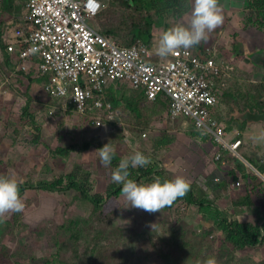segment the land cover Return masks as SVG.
Here are the masks:
<instances>
[{
    "label": "rangeland",
    "instance_id": "374dc122",
    "mask_svg": "<svg viewBox=\"0 0 264 264\" xmlns=\"http://www.w3.org/2000/svg\"><path fill=\"white\" fill-rule=\"evenodd\" d=\"M103 1L106 6L93 19V25L100 30L102 23L116 27L120 41L124 44L130 42L134 8L127 7L124 0ZM179 1L180 13L174 9L175 4L163 3L161 9L156 6L146 11L155 19L152 48L166 25L188 19L190 5L187 0ZM7 2L9 0L0 2L4 13L0 19L3 33L0 35V175H14L23 184H38L42 181L52 183L58 177L76 173L79 179H86L91 191L90 198L100 193L106 199L101 202L103 206L98 208L92 199L73 189L58 191L42 187L24 192L21 194L24 209L8 214L0 221V264H48L49 260L53 264H164L161 256L136 260L138 249L133 247L142 234L134 238L132 233L136 225L133 223L134 218L138 214L123 207L128 202L122 194L109 198L110 185L115 183L110 181L109 169L99 161L95 151L98 148L81 147L86 141H92L93 145L103 141L110 143L122 158L137 151L129 143V135L134 138L132 134L137 135L140 130L133 112L138 103L134 100L137 90L125 84L113 85L118 86L117 90L107 97L113 104V117L105 113L101 125L93 122L90 112L81 114L72 108H64V103L46 91L45 84L38 79L35 70L29 73L31 71L22 68L21 61L18 63L20 47L17 38L10 37L6 21H11L8 27L15 32L22 19H25L28 1L12 0L8 9ZM247 2L219 0L223 23L209 34L207 42L200 43L203 47L213 48L212 54L217 55L216 60L223 67L221 77L230 78L226 89L228 92H225L219 103L217 114L221 125L226 126L229 133H235L236 129L241 133L244 129L243 121L237 116L240 112L259 110V105H264V26L254 23L245 25L249 14L245 8ZM164 11L167 14L165 17L159 14ZM140 13L136 12L133 16L139 17ZM230 13L234 14L230 16ZM237 37H240L239 40ZM5 43L11 45L10 50L13 52L11 59L14 65L11 64V68L7 63ZM239 50H245V55H239ZM253 53H256L255 62L252 60ZM165 59L152 51L148 61L157 63ZM151 104L163 105L162 102ZM154 117L163 122L169 119L172 129L183 125L185 120L190 121L187 117L172 119L169 109L163 114H154ZM133 118L135 123L130 121ZM254 134L257 132L251 135ZM71 145L79 147L69 156L64 157L55 152L58 146ZM139 149L142 153L147 152ZM149 151L156 152L152 149ZM261 151L264 152L262 148ZM259 160L264 161V153L260 154ZM69 181L70 177L66 180L67 185ZM227 206L231 209L234 207L230 203ZM121 207L124 212L117 213ZM219 216L224 217L223 213ZM156 221L150 235L158 246L161 245L162 251L168 252L161 239L170 237L172 224L161 218ZM175 230L178 232L177 228ZM151 248L152 244H148L147 250L143 252L145 256L155 253ZM170 254L173 257L170 258V264H196L197 260L205 259L202 256L184 258L182 250Z\"/></svg>",
    "mask_w": 264,
    "mask_h": 264
},
{
    "label": "built area",
    "instance_id": "2783aa9c",
    "mask_svg": "<svg viewBox=\"0 0 264 264\" xmlns=\"http://www.w3.org/2000/svg\"><path fill=\"white\" fill-rule=\"evenodd\" d=\"M27 1L24 21L15 32L8 27V32L17 38L22 68L35 67L40 75H49L46 91L64 108L81 114L106 109L113 117L106 89L112 83L127 84L142 88L150 101L168 96L171 118H190L218 144L216 160L224 162L223 151L237 153L241 140H226L216 118L221 93L217 78L224 71L212 60V47L202 57L195 49H179L163 61L150 62L153 46L140 40L123 46L93 25L106 6L103 0ZM2 14L0 10V18ZM33 47L39 48L35 54L30 52ZM102 116L95 113L93 122L103 124ZM258 173L264 179V172Z\"/></svg>",
    "mask_w": 264,
    "mask_h": 264
},
{
    "label": "crops",
    "instance_id": "0c3cea01",
    "mask_svg": "<svg viewBox=\"0 0 264 264\" xmlns=\"http://www.w3.org/2000/svg\"><path fill=\"white\" fill-rule=\"evenodd\" d=\"M225 8L228 7L225 6ZM230 14L232 16L234 13ZM116 84L112 83L106 89V98L112 92H116L118 86H113ZM135 90H137V98L134 97V100L138 103L133 112L138 122L137 128L140 130L137 131V135L132 134L134 138L130 137L131 134L129 135L130 145L137 151L140 150L139 148L145 149L147 152L143 154L157 162L159 169L165 170V175L170 178L176 175L184 176L192 185L198 198L195 204H187L188 202L185 201L178 202L182 207L181 217L190 225L184 233L186 239L196 236L195 241L204 240L206 245L214 243L219 246L225 239V234L217 227L220 213H223L230 221L236 219L240 222H250L259 225L262 229L264 225V179L259 175V169L250 160L259 162L261 161L259 160L260 154L264 153L261 151V148L264 150V142L253 143L251 135L255 132L257 134L264 132V120L248 122L241 133L239 129H236L235 133H229L221 128L226 140L232 142L241 140L237 153L222 152L224 159L222 162V159H215L219 151L218 144L209 135L197 129L194 123H191V119L190 121L185 120L183 125L172 129L168 122L169 119L163 122L154 117V114L161 112L162 107L153 106L151 103L156 101L146 98L142 88H135ZM60 103L63 102L60 101ZM134 118L130 119L133 123L136 122ZM178 118L185 119L184 117L172 119ZM144 133L146 136L143 135ZM150 149L156 152L150 153ZM236 162L241 163L242 172L235 179L231 171L236 168ZM253 174L257 176L255 179ZM199 203L205 204L201 207ZM228 203L234 207L231 209L227 206ZM204 230L210 231V235L204 234ZM247 247L249 249H233L235 257L228 264H246L247 262L256 264L255 262L264 261L262 244ZM187 253L189 254L188 251Z\"/></svg>",
    "mask_w": 264,
    "mask_h": 264
},
{
    "label": "trees",
    "instance_id": "16d2710c",
    "mask_svg": "<svg viewBox=\"0 0 264 264\" xmlns=\"http://www.w3.org/2000/svg\"><path fill=\"white\" fill-rule=\"evenodd\" d=\"M8 1V0H7ZM10 5L12 4V0H9ZM9 3L7 2V9L10 6ZM124 3L126 4L127 7L129 8H134L135 12L133 15H135L136 12H141L139 14V17L131 15L133 22L130 26V38L128 41L130 42H125L122 43L120 39L118 38L119 31L116 29V27L110 26H105L103 23L100 25L101 30L99 27H96L100 32H102L104 35L112 37L116 39L120 44H124V46H130L135 43H137L139 40L147 44L149 47H152V41L155 36L154 32V25H155V19H153L152 14L146 13V11H149L150 9H154L156 6H158L160 9L161 3L165 5H172L175 4L174 9H178V13L181 12V7H180V1L179 0H124ZM11 7V6H10ZM246 10H248L249 14L246 16L245 19V25L249 26V24L254 23L258 24L260 27L264 26V0H248V2L245 5ZM7 9H4L5 11ZM0 10L3 11V7H1L0 4ZM104 10V9H103ZM102 10V11H103ZM8 11V10H7ZM102 11L95 17V19L102 13ZM143 11V12H142ZM4 14V13H3ZM2 14V16H3ZM161 16H166L167 14L164 12L159 13ZM18 17V16H15ZM2 19V18H0ZM8 25V21H6ZM169 27V25L165 26V29ZM8 28V26H7ZM2 24L0 25V35L2 36ZM238 40L240 37H237ZM121 44V45H122ZM11 45L9 44H4V48L7 51L6 52V58H7V63L10 65H14L13 59H11ZM194 49L198 51L199 55L202 57L205 55L206 47L199 45L194 46ZM239 55H245V50L238 51ZM217 55L212 54V60L219 64L216 60ZM21 61L20 57V52H19V60L18 63ZM17 63V64H18ZM16 64V65H17ZM15 65V66H16ZM222 67V64L220 62L219 64ZM223 68V67H222ZM32 70H35L37 73V69L34 67L33 69L31 68L28 71H31L29 73H33ZM38 79H40L44 84L50 80L49 75H40L37 73ZM229 79L226 76L217 78V85L220 86V102L222 101L225 92L227 93L228 91L226 90L228 87ZM225 81L224 85H221V83ZM119 83V82H117ZM134 88V87H133ZM135 89V88H134ZM147 98V96H146ZM156 102H162V104H158L162 107L160 114H163L165 111H168L169 106H170V99L168 96L162 94L160 95L157 99ZM261 109L257 110H246L244 112H240L237 116L240 118L241 121H243V125H247L248 122H257V121H263L264 120V105L262 106L261 104L259 105ZM219 105L216 108V115L218 114L219 111ZM74 110V109H73ZM93 115L95 113H99L101 115H104L105 113H108V110H101L97 112H92L90 111ZM237 117V118H238ZM218 118V117H217ZM238 118V119H239ZM219 121V118H218ZM219 123H221L219 121ZM221 127V126H220ZM222 128L224 129V132H227L226 126L222 125ZM105 143L103 141H100L98 144L92 143V141H86L84 144L81 145L83 149H89L92 146H96L97 148H100L104 145ZM79 146H58L55 149V152L58 155L61 156H69L72 151H75L78 149ZM115 156L113 157V162L112 166H117L118 162L120 159H122V155H120L118 152L115 151ZM147 156V155H145ZM250 162L258 168L260 171L264 172V162H256V161H251ZM159 165L157 162L154 160H151V163L148 164L147 166L143 167H137V168H130V177L131 179H134L137 181V183L141 182H151V180L155 176H160L162 179L168 178L171 179L168 175H165V170L159 169ZM235 167L238 169L235 171L233 169L231 171V174L233 178H237V175H239L242 171V165L239 162H236ZM240 172V173H238ZM71 179V182L69 181V184H66L67 178ZM254 179L255 177L253 175ZM19 186H20V192L23 194L24 192L28 191L31 188H36L40 189L44 187L45 189H51V190H58V191H65L67 189H73L79 191L83 196L86 198L92 199L95 203V206L100 208L103 206L104 203H101L106 199L102 194H95V197L91 195L92 198H90V189L86 185L87 181L86 179H79L76 173H70L67 177L66 176H61L56 178L52 183H47V181H42L41 183L38 184H23L20 181H18ZM122 186L118 187L115 184L110 185L109 189V198L112 196H119L121 195V189ZM198 198L193 191L192 185H190V190L187 192V194L182 197L178 198L171 206L165 207L164 209L161 210V212H155V213H149L140 209H135L128 207V203L125 204L123 207L126 208L127 211H130L131 213L134 212L138 214V217L134 218V231L132 235H134V238H139L142 234L141 237L139 238V242L133 247L134 249H138L137 257L136 260L140 261L141 258L143 259H149L152 257H162V261H164V264H170V258H173L170 253H175V250L180 252L181 250L183 251V257H191L194 256L196 258L202 257H209V256H214L218 264H228V262H231L233 260L234 252L233 249L238 250V249H244L247 246H252L256 245L258 243L264 244V225L261 229L259 225L252 224L250 222L247 223H241L238 220H229L228 217H218V229L221 230L225 234V239L220 243L219 246H216L214 243L210 245H206L204 240L201 241H195L196 236H191L189 239H186L184 233L185 231L188 230L189 224L185 222L182 216V212L180 211L181 203H178L179 201H185L188 202L187 204H195L194 202L197 201ZM240 202V201H239ZM244 202V201H242ZM241 202V203H242ZM249 203V202H248ZM201 207L205 203H199ZM124 212V209L121 207L117 213ZM184 213V212H183ZM159 218L164 219L165 221L169 220L172 224V227H170V237H167V239H161V241H164V245L166 246L168 252H164L161 250V245L158 246L156 242L153 240V236L150 235V230L154 227V224H157L156 220H159ZM156 228V225H155ZM175 228L178 229V232L175 230ZM209 236L210 231L204 230V234ZM202 234V235H204ZM178 238V239H176ZM180 240V241H178ZM178 242V243H177ZM148 244H152L151 251H154V254H151L149 256L144 255V251L147 250ZM214 247H216L214 249ZM179 249V250H178ZM189 254L187 253V251ZM140 255V256H139ZM56 263V262H55ZM48 264H53V261L49 260ZM57 264V263H56ZM61 264H64L61 263ZM230 264V263H229ZM257 264H264V261L261 263Z\"/></svg>",
    "mask_w": 264,
    "mask_h": 264
},
{
    "label": "clouds",
    "instance_id": "9594fccd",
    "mask_svg": "<svg viewBox=\"0 0 264 264\" xmlns=\"http://www.w3.org/2000/svg\"><path fill=\"white\" fill-rule=\"evenodd\" d=\"M187 3L191 7L188 19L178 20L160 31L153 48L156 56L167 58L179 49L187 50L207 42L209 34L222 25L224 17L219 0H187ZM38 51L37 47L30 49L33 54ZM252 140L253 143L264 142V132L254 134ZM95 151L102 166L109 169L110 181L122 185L120 191L128 202V207L149 213L161 212L190 190L189 181L181 175L171 179L155 176L151 182L141 183L129 178L130 168L151 163L150 156H145L141 151H134L120 159L115 167H112V162L116 153L110 143H105ZM23 209L24 202L15 176L0 175V221L8 214L21 212ZM196 264H218V261L214 256H209L202 261L197 260Z\"/></svg>",
    "mask_w": 264,
    "mask_h": 264
},
{
    "label": "water",
    "instance_id": "95a60500",
    "mask_svg": "<svg viewBox=\"0 0 264 264\" xmlns=\"http://www.w3.org/2000/svg\"><path fill=\"white\" fill-rule=\"evenodd\" d=\"M256 53H253V55H252V60L255 62L256 60H255V55Z\"/></svg>",
    "mask_w": 264,
    "mask_h": 264
}]
</instances>
